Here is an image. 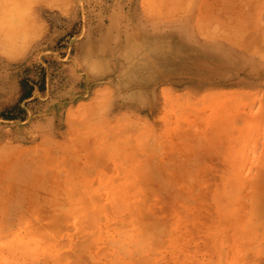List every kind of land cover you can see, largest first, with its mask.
<instances>
[{
	"label": "rangeland",
	"instance_id": "374dc122",
	"mask_svg": "<svg viewBox=\"0 0 264 264\" xmlns=\"http://www.w3.org/2000/svg\"><path fill=\"white\" fill-rule=\"evenodd\" d=\"M144 1L0 0V264H264L254 171L145 119Z\"/></svg>",
	"mask_w": 264,
	"mask_h": 264
},
{
	"label": "crops",
	"instance_id": "0c3cea01",
	"mask_svg": "<svg viewBox=\"0 0 264 264\" xmlns=\"http://www.w3.org/2000/svg\"><path fill=\"white\" fill-rule=\"evenodd\" d=\"M144 3L159 9L146 7L133 30L155 56L156 101L145 119L161 138L204 146L188 149L187 162L226 155L217 163L230 165L219 167L252 170L251 184L264 186V12L245 1Z\"/></svg>",
	"mask_w": 264,
	"mask_h": 264
}]
</instances>
